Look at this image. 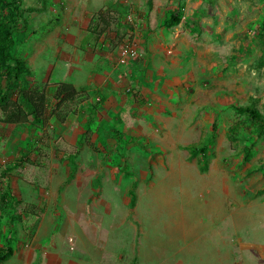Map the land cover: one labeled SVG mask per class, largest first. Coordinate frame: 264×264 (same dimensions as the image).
I'll list each match as a JSON object with an SVG mask.
<instances>
[{
    "label": "rangeland",
    "instance_id": "rangeland-1",
    "mask_svg": "<svg viewBox=\"0 0 264 264\" xmlns=\"http://www.w3.org/2000/svg\"><path fill=\"white\" fill-rule=\"evenodd\" d=\"M154 1L144 0L145 6ZM180 1L183 6L189 3L197 19L196 26L187 29L178 53L171 48L167 52L174 64L170 78L175 84L166 93L155 91L153 84L146 82L154 66L144 56L133 64L143 75L140 79L137 76L135 92L145 84L150 93L156 94L159 101L152 109L162 117L161 121L147 117L149 108L145 109L144 102L141 103L138 107L141 121L135 126L139 136L132 135L133 128L125 129L130 134L125 138V134L115 135L116 130H111L110 125L108 130L107 126H95L87 112H79L85 110L78 106L86 98L84 95L77 102L68 101L58 108L57 87L52 78L43 83L29 73L17 81L27 89L44 87L50 102L39 126L31 125L25 118L20 124L0 123V248L13 249V256L4 264L49 263L48 252L59 245L50 230L55 229L59 220V225L62 223L57 218L63 215L58 208L63 192L58 187H62L63 181L64 186L73 182L74 176L62 163L72 153L83 157L109 148L117 157L116 162L123 157V165L129 164L130 167L124 168L129 176H133L135 162L142 161L136 159L138 153L152 152L155 160L159 156V163L156 160L162 168L157 171L159 182L180 178L185 192L180 187L174 189L177 204L182 205L178 206L191 210L192 229L198 230L202 222L203 227L207 226L208 231L203 230L196 237L171 239L173 233L167 226L175 218H168L165 208L162 209L163 218L145 222L148 231L151 229L152 235L159 236V256L156 259L146 253L143 259L139 257L141 263L142 260L144 264L172 263L179 254L191 251L186 257L194 263L264 264V253L257 252L264 249V1ZM31 2L21 0V5L27 9ZM37 5L41 8L40 1ZM200 6L204 8L202 12ZM29 10L26 18L29 23L33 19V26L15 33L12 50L13 58L23 60L26 66L30 63L29 51L40 36V25L47 19L43 15L41 23L36 14L30 19ZM185 20L181 21L184 25ZM12 92L10 97L15 98V91ZM238 108L254 109L260 118L253 119L238 112ZM73 115L77 122H72L71 128H80L82 135L77 144L66 146L60 137L61 123ZM146 123L151 129L145 127ZM95 133L102 138L101 143L91 140ZM107 138L116 142L109 143ZM42 193L48 196L47 207ZM3 195L9 199L8 204ZM131 200L136 202V195L130 194V205ZM213 200L219 204L215 215L203 209L205 202ZM122 219L119 231L124 226ZM131 219L127 224L133 222L136 226ZM42 223L45 227H41ZM58 234L63 245V230L59 229ZM128 236H135L134 230ZM71 241L68 237L67 242Z\"/></svg>",
    "mask_w": 264,
    "mask_h": 264
},
{
    "label": "crops",
    "instance_id": "crops-1",
    "mask_svg": "<svg viewBox=\"0 0 264 264\" xmlns=\"http://www.w3.org/2000/svg\"><path fill=\"white\" fill-rule=\"evenodd\" d=\"M31 1L26 7L30 9V19L36 14L42 23L41 17L47 15L46 22L40 23V36L29 51L31 56L28 66L31 76L42 79L43 83L52 78L56 87L60 83L71 84L79 92V97H86L78 105L85 110L79 112H87L95 126H107V129L110 125L111 130H116L115 135H130L125 129H135L137 121H141L142 115H139L138 107L143 102L145 109L149 108L146 111L147 117L161 121L160 112L154 113L152 109L159 97L150 93L145 84L136 92L133 88L138 83L135 81L143 77L138 66H133L137 61L131 66L119 67L114 59L116 48L127 34L123 0ZM39 1L41 8L37 5ZM137 4L136 10L144 21L141 33L143 56L154 66L146 82L153 84V90L166 93L171 84H175L172 81L174 79L170 78L174 64L169 60L167 52L171 48L175 50V54L178 53L186 40L187 29L190 25L196 26L197 18L189 3L186 2L183 6V1L180 0H155L149 7L145 6L144 0H137ZM200 7L199 11L202 12L204 8ZM175 13L181 15V21L186 19L187 24L179 22L176 25H166ZM28 26H33V19ZM168 62L171 63L167 64ZM138 63L142 64L141 60ZM77 99L70 103L77 102ZM72 122H77L74 115L61 123L63 129L60 137L66 146L77 144L82 135L80 128L72 130ZM145 127L151 129L147 123ZM137 131L135 129L130 132L139 136ZM91 140L93 143L102 142L97 133L91 136ZM112 141L110 138L109 143ZM67 151L71 152H65ZM65 152L61 154L63 159ZM72 154L70 157V154L67 155L65 158L69 160L62 163L63 168L71 171L74 176L73 182H67L64 186L63 181L62 187H58L59 192H63L58 201V208L63 211V215L57 219H62V223L59 225V220L55 229L50 231L53 232L51 236L55 238L54 242L57 241L59 245L48 252L47 264H144L143 260V263L139 261V257L143 259L142 256L146 253L153 254V258L157 259L159 236L152 235V230L148 231L145 222L150 218H163L165 214H168V218H175L167 226L173 233L171 239L196 237L203 230L208 231L207 226L203 227L204 222L202 226H198V230L192 229L191 210H181L182 205L177 204L179 200L175 198L174 189L180 187L185 192L180 178L169 183L159 182L157 171L162 168L157 165L160 158L156 157L157 163L154 153H138L136 159L142 161L135 162V171L131 172L133 176L124 172L130 167L129 164L126 167L123 165V157H120L119 163L116 162L117 157L115 158L110 148L98 154L87 153L83 156L84 160L79 154ZM54 167L51 169L54 170ZM130 194L137 198L136 202L131 200V205ZM42 195L47 207L48 196L44 193ZM41 207H44L42 203ZM164 208L165 214H161ZM203 209L215 215L219 211V204L216 205V200L207 201ZM129 218H132L131 222L134 221L136 226L133 222L131 225L127 224ZM121 219L124 226L119 231L118 223ZM43 226L44 223L41 227ZM59 229L64 232L63 245L58 239ZM131 230H134L135 236L138 235L137 238H129ZM68 237L72 239L71 242H67ZM257 252L264 253V249L260 248ZM185 253L186 255L179 254L172 263L160 264H193L186 257L192 252Z\"/></svg>",
    "mask_w": 264,
    "mask_h": 264
},
{
    "label": "trees",
    "instance_id": "trees-1",
    "mask_svg": "<svg viewBox=\"0 0 264 264\" xmlns=\"http://www.w3.org/2000/svg\"><path fill=\"white\" fill-rule=\"evenodd\" d=\"M27 13L28 9L22 7L21 0H0V110L2 113L0 123L6 125L20 124L22 118H25L31 125L39 126L44 121L46 108L50 102L44 87L27 89L17 83L19 79L26 78L30 73L23 60L14 59L12 56L15 33L25 29L29 24ZM179 22L181 15L175 13L166 25H176ZM13 90L15 98L10 97ZM55 94L59 99L58 108L79 97V92L71 84L66 83L58 84ZM238 112L247 114L253 119L260 118L259 113L251 108H238ZM215 128L214 123V131ZM3 197L5 198L4 195ZM4 200L8 204L9 199ZM12 256L11 247L0 248V264H4Z\"/></svg>",
    "mask_w": 264,
    "mask_h": 264
},
{
    "label": "built area",
    "instance_id": "built-area-1",
    "mask_svg": "<svg viewBox=\"0 0 264 264\" xmlns=\"http://www.w3.org/2000/svg\"><path fill=\"white\" fill-rule=\"evenodd\" d=\"M123 4L125 8L124 20L127 26V34L116 48L114 59L117 66L128 67L143 56L144 50L142 48L141 30L144 21L136 10L138 5L137 0H123Z\"/></svg>",
    "mask_w": 264,
    "mask_h": 264
}]
</instances>
